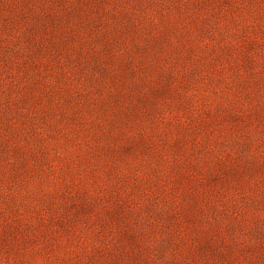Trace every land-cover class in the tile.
<instances>
[{"label":"clouds","instance_id":"1","mask_svg":"<svg viewBox=\"0 0 264 264\" xmlns=\"http://www.w3.org/2000/svg\"><path fill=\"white\" fill-rule=\"evenodd\" d=\"M0 17V264H264V0Z\"/></svg>","mask_w":264,"mask_h":264},{"label":"rangeland","instance_id":"2","mask_svg":"<svg viewBox=\"0 0 264 264\" xmlns=\"http://www.w3.org/2000/svg\"><path fill=\"white\" fill-rule=\"evenodd\" d=\"M2 25H3V19L2 17H0V28H2Z\"/></svg>","mask_w":264,"mask_h":264}]
</instances>
